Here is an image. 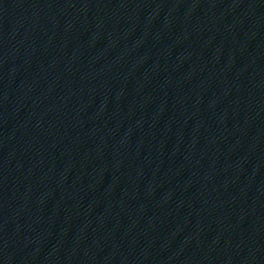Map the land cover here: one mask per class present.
Returning <instances> with one entry per match:
<instances>
[{"label": "water", "instance_id": "obj_1", "mask_svg": "<svg viewBox=\"0 0 264 264\" xmlns=\"http://www.w3.org/2000/svg\"><path fill=\"white\" fill-rule=\"evenodd\" d=\"M151 264H264V0H149Z\"/></svg>", "mask_w": 264, "mask_h": 264}]
</instances>
